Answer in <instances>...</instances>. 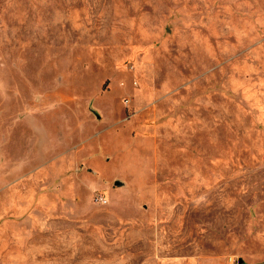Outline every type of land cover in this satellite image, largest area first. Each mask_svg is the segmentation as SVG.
<instances>
[{"label": "rangeland", "instance_id": "374dc122", "mask_svg": "<svg viewBox=\"0 0 264 264\" xmlns=\"http://www.w3.org/2000/svg\"><path fill=\"white\" fill-rule=\"evenodd\" d=\"M0 264H264V0H0Z\"/></svg>", "mask_w": 264, "mask_h": 264}, {"label": "built area", "instance_id": "2783aa9c", "mask_svg": "<svg viewBox=\"0 0 264 264\" xmlns=\"http://www.w3.org/2000/svg\"><path fill=\"white\" fill-rule=\"evenodd\" d=\"M95 199L97 202H104L106 201L105 196L102 193L96 194Z\"/></svg>", "mask_w": 264, "mask_h": 264}, {"label": "water", "instance_id": "95a60500", "mask_svg": "<svg viewBox=\"0 0 264 264\" xmlns=\"http://www.w3.org/2000/svg\"><path fill=\"white\" fill-rule=\"evenodd\" d=\"M242 261V260H241Z\"/></svg>", "mask_w": 264, "mask_h": 264}]
</instances>
